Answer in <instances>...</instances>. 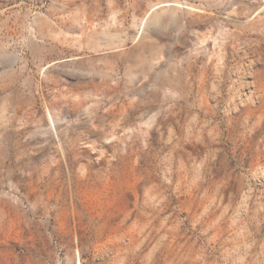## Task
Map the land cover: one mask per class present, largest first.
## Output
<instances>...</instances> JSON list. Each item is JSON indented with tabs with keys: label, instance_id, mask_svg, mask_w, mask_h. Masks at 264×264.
<instances>
[{
	"label": "rangeland",
	"instance_id": "rangeland-1",
	"mask_svg": "<svg viewBox=\"0 0 264 264\" xmlns=\"http://www.w3.org/2000/svg\"><path fill=\"white\" fill-rule=\"evenodd\" d=\"M0 264H264V0H0Z\"/></svg>",
	"mask_w": 264,
	"mask_h": 264
}]
</instances>
